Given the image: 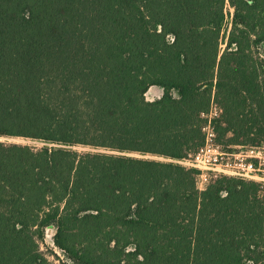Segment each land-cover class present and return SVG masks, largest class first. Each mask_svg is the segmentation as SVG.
<instances>
[{"label":"trees","instance_id":"trees-1","mask_svg":"<svg viewBox=\"0 0 264 264\" xmlns=\"http://www.w3.org/2000/svg\"><path fill=\"white\" fill-rule=\"evenodd\" d=\"M260 44L264 0H0V264H264V186L177 161L212 107L264 143Z\"/></svg>","mask_w":264,"mask_h":264},{"label":"built area","instance_id":"built-area-1","mask_svg":"<svg viewBox=\"0 0 264 264\" xmlns=\"http://www.w3.org/2000/svg\"><path fill=\"white\" fill-rule=\"evenodd\" d=\"M213 108V107H212ZM217 109L215 108L214 114ZM212 110L205 114L207 121L203 126L204 143L188 157L177 160L180 164L198 171L197 186L207 184L214 176H235L252 180L264 186V144H236L239 150L229 152L217 142V134L211 123ZM231 147V146H229ZM244 147H247L243 149ZM204 179V181H203ZM203 187V189L205 188ZM200 189V188H199Z\"/></svg>","mask_w":264,"mask_h":264},{"label":"rangeland","instance_id":"rangeland-1","mask_svg":"<svg viewBox=\"0 0 264 264\" xmlns=\"http://www.w3.org/2000/svg\"><path fill=\"white\" fill-rule=\"evenodd\" d=\"M225 44H222V47L224 46ZM255 54L258 55L260 58H263L264 59V45L260 44V46H258L255 50ZM162 94V90L160 87L158 86H152L149 88V90L147 91L146 93V99L148 100H152V99H155L157 97H159L160 95ZM214 111H215V107L212 108V113L214 114ZM218 137V136H217ZM0 141H4V142H17V143H24V144H31V145H41V143L37 140H31L29 138H24V137H4V136H0ZM264 144V143H263ZM262 145V144H261ZM221 146L223 147V149H225L226 147H228V149H225L229 152H234V151H237L239 150L238 147L236 146H233V145H227V146H224L221 144ZM231 146V147H229ZM74 149H78L80 151H84V150H87V149H90L89 147L87 146H72ZM247 147H244L243 149H245ZM147 156H150V155H147ZM204 181V179H203ZM205 185H202V186H199L200 189H203ZM46 236L49 237L51 235V229H47L46 230ZM52 248L53 251L55 252L56 256H58V258H62V254L61 252L56 249H54V247L52 246V244L50 243V240L47 238L46 241H44L43 244L40 243V250H42L44 253H46L48 259L52 262V264H58L59 261L58 259L56 258V256H52L50 253H49V249Z\"/></svg>","mask_w":264,"mask_h":264}]
</instances>
